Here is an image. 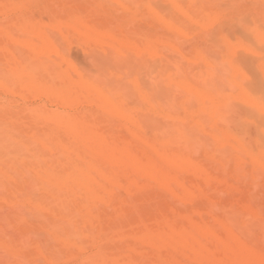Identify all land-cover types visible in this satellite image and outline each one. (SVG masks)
Listing matches in <instances>:
<instances>
[{
    "label": "bare ground",
    "instance_id": "1",
    "mask_svg": "<svg viewBox=\"0 0 264 264\" xmlns=\"http://www.w3.org/2000/svg\"><path fill=\"white\" fill-rule=\"evenodd\" d=\"M45 1L0 0V93L64 107L0 97V264H264V0Z\"/></svg>",
    "mask_w": 264,
    "mask_h": 264
},
{
    "label": "rangeland",
    "instance_id": "2",
    "mask_svg": "<svg viewBox=\"0 0 264 264\" xmlns=\"http://www.w3.org/2000/svg\"><path fill=\"white\" fill-rule=\"evenodd\" d=\"M43 2H45L46 3V1L45 0H43ZM43 2H42V0H40V3H39V1L37 0V2H36V6H34V8H40V7H42V4H43ZM42 3V4H41ZM38 5H39V7H38ZM11 14V16L13 15V13H10ZM37 14H38V12H37ZM70 48H71V50H70ZM70 48H69V46H68V49H67V51H68V53L70 54V52H71V54H70V56H71V58L75 61V62H77L78 64H80V66H82V67H85V69H89V70H93L94 69V67L95 66H92V63H91V61H89V60H91V56L89 55V53L88 52H86V50L82 47V46H80L78 43H72V44H70ZM242 55H244V54H242ZM90 56V57H89ZM244 56H247V54H245ZM251 55H249V57H250ZM88 57L90 58V59H88ZM255 57V56H254ZM253 57V59H256L257 60V57H255L254 58ZM85 60H86V62H85ZM88 62V63H87ZM91 63V64H90ZM89 64V65H88ZM90 68H92V69H90ZM95 70H96V68H95ZM1 95H0V97L2 96V98H4V99H7V100H11V98H12V100L13 101H15V102H17L18 101V103H20V102H22L23 103V101H25V103L26 104H28L29 102V105H31L32 104V106H34V105H38V104H45L48 108H50L51 107V109H56V108H59L58 110H60L61 108L62 109H64V107L63 106H61V105H59L58 103H56V102H53L52 100H50V101H52V102H50V101H48V99L46 98L45 99V97H41V96H37V97H33V98H31V99H29L28 101L27 100H21L22 98H20L21 96L20 95H17V94H2V92L0 93ZM3 95H5V97L3 96ZM10 96V98L8 99V97ZM19 98H18V97ZM7 97V98H6ZM36 100H35V99ZM43 99H44V101H46L47 103H45L44 101H43ZM20 100V101H19ZM42 101V102H41ZM40 102V103H39ZM44 102V103H43ZM51 103H52V105H51ZM54 103V104H53ZM57 106H56V105ZM89 107H91L90 106V104H83V106H82V108L80 107V109L81 110H89L90 108ZM92 108V107H91ZM61 109V110H62ZM264 192V191H263ZM264 204V203H263ZM264 206V205H263ZM92 250H95V248H93ZM62 264H71V263H62Z\"/></svg>",
    "mask_w": 264,
    "mask_h": 264
}]
</instances>
